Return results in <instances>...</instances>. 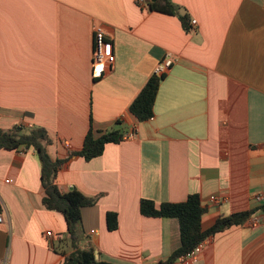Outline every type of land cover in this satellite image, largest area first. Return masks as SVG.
<instances>
[{
    "label": "crops",
    "instance_id": "0c3cea01",
    "mask_svg": "<svg viewBox=\"0 0 264 264\" xmlns=\"http://www.w3.org/2000/svg\"><path fill=\"white\" fill-rule=\"evenodd\" d=\"M170 1L188 29L146 0H0L1 130L44 128L53 160L79 151L90 126L94 138L134 131L89 161L71 156L55 179L62 191L98 197L81 211L79 246L114 264H156L180 244L177 221L141 215V199L197 194L206 230L220 216L253 215L252 197L264 191V0ZM97 29L114 63L94 80ZM167 54L175 62L153 115L138 122L128 107ZM42 197L36 152L1 149L0 264H62L70 252L63 216ZM107 211L117 215L113 231ZM197 264H264V222L207 238Z\"/></svg>",
    "mask_w": 264,
    "mask_h": 264
},
{
    "label": "trees",
    "instance_id": "16d2710c",
    "mask_svg": "<svg viewBox=\"0 0 264 264\" xmlns=\"http://www.w3.org/2000/svg\"><path fill=\"white\" fill-rule=\"evenodd\" d=\"M146 4L150 11L177 16L182 27L184 29L189 28L187 13L170 0H146ZM162 79L163 76L153 74L129 105V113L138 122L146 121L152 117L154 101ZM120 141H122L120 131L113 129L94 138L90 126L79 151L69 152L65 158L53 160L47 153V146L51 143V140L44 128L39 126H14L6 131L0 129V150L17 151L20 148H32L36 152L40 161V184L43 189L42 205L46 210L60 213L66 225L64 235L70 252L68 254L61 253L64 255L62 264H114L97 259L92 247L79 246L80 233L78 227L82 217L81 211L83 208L95 205L98 197L85 196L74 187L62 191L56 185L55 179L60 167L71 156L76 155L82 157L85 161H89L100 156L106 144H115ZM139 212L145 217L172 218L178 223L179 246L171 252L166 260L159 261L156 264L174 263L180 256L185 255L207 238L232 226L241 225L252 215V212H239L220 216L210 228L202 230L201 219L206 212V208L201 204L197 194H189L182 202H164L159 205H155L151 200L141 199L139 201ZM105 220L109 231L116 229L117 215L115 212L107 211Z\"/></svg>",
    "mask_w": 264,
    "mask_h": 264
},
{
    "label": "built area",
    "instance_id": "2783aa9c",
    "mask_svg": "<svg viewBox=\"0 0 264 264\" xmlns=\"http://www.w3.org/2000/svg\"><path fill=\"white\" fill-rule=\"evenodd\" d=\"M144 0H136L138 6L144 5ZM195 24V21L192 22ZM109 44L106 42L103 32L97 29L94 33V45L92 52V63H91V76L94 80L102 78L108 71L111 70L114 63V56L109 51ZM175 62L173 56H163L154 66L153 74L156 76H162L169 72L171 66ZM134 137V131H130L122 135V140L132 139ZM66 148L69 147L68 142L64 143ZM253 202L256 204L255 213L249 217V221L252 226H258L264 222V191L257 192L252 197ZM211 201L217 203L218 198L212 197ZM1 222V217H0ZM94 233V231H91ZM46 236L50 237L51 232H46ZM204 242L198 244L191 251L185 255L180 256L172 264H197L198 256L202 250Z\"/></svg>",
    "mask_w": 264,
    "mask_h": 264
}]
</instances>
